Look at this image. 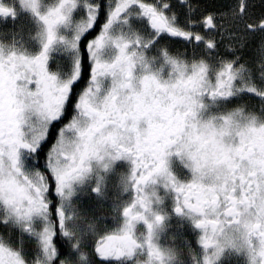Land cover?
<instances>
[{
	"label": "snow or ice",
	"instance_id": "snow-or-ice-1",
	"mask_svg": "<svg viewBox=\"0 0 264 264\" xmlns=\"http://www.w3.org/2000/svg\"><path fill=\"white\" fill-rule=\"evenodd\" d=\"M18 3L27 27L0 0V264H184L157 243L166 198L191 264H264V0ZM121 160L129 199L105 213Z\"/></svg>",
	"mask_w": 264,
	"mask_h": 264
},
{
	"label": "flooded vegetation",
	"instance_id": "flooded-vegetation-1",
	"mask_svg": "<svg viewBox=\"0 0 264 264\" xmlns=\"http://www.w3.org/2000/svg\"><path fill=\"white\" fill-rule=\"evenodd\" d=\"M4 3L8 6H11V7H13L12 3L15 4L17 6V9L19 11H21L24 15H26V17L28 18L27 20L25 18L22 19L24 21L25 26L27 27L30 25V16H29V14L25 13L24 11H22L20 9L18 0H4ZM9 22H11V21H9ZM10 27H12V23H10V24L8 23L7 25L2 24V26L0 24V28H10ZM2 39L9 40L10 35H4L2 37ZM29 50L34 52L37 50V46L33 45L29 48ZM59 59H61L63 61L62 66L64 68H67V61L64 60V58L62 56L59 57ZM48 67L51 71H55L56 59H51L49 61ZM117 164H119L125 170H128L129 164L127 161L121 160V161L116 162V164L114 165V168H113L114 170L117 168ZM169 169H170V171H172L175 175H177L180 178H183L184 175L187 174V169L182 171L181 162L175 156H171L169 158ZM116 181H117L116 172L112 171L110 173V182H109V186H110L109 200L107 202V205L104 207V209L106 210L105 213L110 211L109 205L111 203V197H113L114 195L116 196V188H115ZM125 195L127 197L125 198L124 201H127L129 198V194H125ZM85 203L88 204L90 207H94L96 202H95V200H92L91 202L85 201ZM159 206L162 207V209H160L159 212H162V214H167V215H169L171 213L172 217L175 218L176 220H178L177 225L175 223H173L172 226L174 228H179V229L174 231L175 234L172 237H169L168 232H164V231L159 232L157 234V238H156L157 243H159L163 247H168V246L180 247L183 250V255L181 256V259L184 261V264H191L190 257L187 253V247L185 246V243H184V242H187V245L192 247V249L194 250V252L197 255V259H199L200 249H199V246L196 244V238H197L198 233L194 229L193 230H189V229L181 230V228L179 227L178 224L181 225V221L182 220L185 221L186 219L178 217L172 211V204L163 203L162 205H159ZM109 223H110V221H109ZM165 224H166V220H165ZM137 228L139 231H143L144 225L139 224V225H137ZM230 254H232V253L231 252L226 253L217 262V264H230L229 261H231L232 264H245V258L242 255L240 257L236 256L235 258H233V255L230 257ZM229 258H231V259H229Z\"/></svg>",
	"mask_w": 264,
	"mask_h": 264
},
{
	"label": "rangeland",
	"instance_id": "rangeland-1",
	"mask_svg": "<svg viewBox=\"0 0 264 264\" xmlns=\"http://www.w3.org/2000/svg\"><path fill=\"white\" fill-rule=\"evenodd\" d=\"M12 6L15 8V10L17 11V20H16V24H24V21L22 20L23 18H25L26 20L28 19L27 17H26V15H24L21 11H19L18 9H17V6L15 5V4H13L12 3ZM10 23H12V22H9V24ZM25 25V24H24ZM1 26H2V24H1ZM10 39H11V36H10ZM9 39V40H10ZM181 168H182V171H184L185 170V168H184V166H183V164L181 163ZM113 171L114 172H116V176H117V179H118V175L120 174V173H126L127 172V170H125L123 167H121L119 164H117V168L114 170L113 169ZM109 182H110V173H109V175H108V179H107V185H108V187H107V194H108V197H109V191H110V186H109ZM116 196H118L119 197V199L120 200H122V201H124L125 200V198L127 197L125 194H123V195H120V193L118 192V190L116 189ZM129 199V198H128ZM107 202L108 201H106L105 203H104V207L107 205ZM164 203H169V204H172V202H171V200L170 199H165V201H164ZM160 209H162V207L161 206H155L154 207V210L155 211H160ZM104 210V212L106 211L104 208L103 209H101V211H103ZM160 213H162V212H160ZM173 223H175L176 225H177V223H178V220H176L175 218H173L172 217V214L170 213L169 215H167V219H166V224H165V228H164V232H168L169 233V237H172L175 233H174V231H176L177 229H179V228H174L173 226H172V224ZM179 225V227L181 228V230H184V229H189V230H193V228H192V226H191V224H190V222L189 221H187V220H185V221H181V225L180 224H178ZM233 255V258H235L236 256H238V257H240L241 255H239V254H235V253H232V254H230V257ZM229 259H231V258H229ZM229 263L230 264H232V262L231 261H229ZM245 264H246V262H245Z\"/></svg>",
	"mask_w": 264,
	"mask_h": 264
},
{
	"label": "clouds",
	"instance_id": "clouds-1",
	"mask_svg": "<svg viewBox=\"0 0 264 264\" xmlns=\"http://www.w3.org/2000/svg\"><path fill=\"white\" fill-rule=\"evenodd\" d=\"M227 241H233L235 243L240 242V233L236 231L235 226H231V227L225 226L224 227V234L220 237V243L221 245H224Z\"/></svg>",
	"mask_w": 264,
	"mask_h": 264
}]
</instances>
